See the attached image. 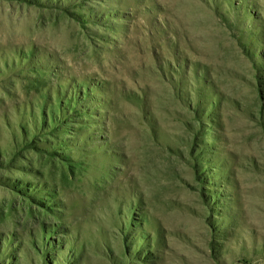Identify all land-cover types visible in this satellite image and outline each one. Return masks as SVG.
Here are the masks:
<instances>
[{"label":"rangeland","instance_id":"1","mask_svg":"<svg viewBox=\"0 0 264 264\" xmlns=\"http://www.w3.org/2000/svg\"><path fill=\"white\" fill-rule=\"evenodd\" d=\"M0 264H264V0H0Z\"/></svg>","mask_w":264,"mask_h":264},{"label":"bare ground","instance_id":"2","mask_svg":"<svg viewBox=\"0 0 264 264\" xmlns=\"http://www.w3.org/2000/svg\"><path fill=\"white\" fill-rule=\"evenodd\" d=\"M61 38V37H60Z\"/></svg>","mask_w":264,"mask_h":264}]
</instances>
